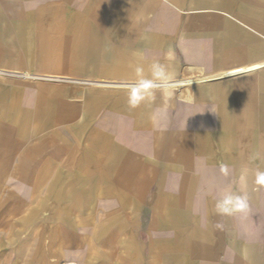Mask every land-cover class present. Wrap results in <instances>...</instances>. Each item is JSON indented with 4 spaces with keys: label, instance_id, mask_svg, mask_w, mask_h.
<instances>
[{
    "label": "crops",
    "instance_id": "0c3cea01",
    "mask_svg": "<svg viewBox=\"0 0 264 264\" xmlns=\"http://www.w3.org/2000/svg\"><path fill=\"white\" fill-rule=\"evenodd\" d=\"M260 174L264 0H0V264H264Z\"/></svg>",
    "mask_w": 264,
    "mask_h": 264
},
{
    "label": "clouds",
    "instance_id": "9594fccd",
    "mask_svg": "<svg viewBox=\"0 0 264 264\" xmlns=\"http://www.w3.org/2000/svg\"><path fill=\"white\" fill-rule=\"evenodd\" d=\"M133 103H138V98H135V99L133 100ZM258 180H259L260 183L264 184V174H260L259 177H258ZM237 203H238L241 207L243 206L239 201H237ZM222 210H223V211H228L227 208H222Z\"/></svg>",
    "mask_w": 264,
    "mask_h": 264
}]
</instances>
